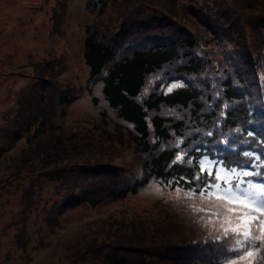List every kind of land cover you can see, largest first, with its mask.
<instances>
[{
    "label": "trees",
    "instance_id": "16d2710c",
    "mask_svg": "<svg viewBox=\"0 0 264 264\" xmlns=\"http://www.w3.org/2000/svg\"><path fill=\"white\" fill-rule=\"evenodd\" d=\"M84 10L87 78L67 52L32 60L36 72L21 74L31 80L16 94V120L4 123L19 133L0 149V196L12 190L17 215L29 211L30 224L31 211L44 209L35 245L62 229L52 246L59 264H222L235 254L212 242L213 223L227 205L214 206L215 193H190L199 181L182 178L204 180L213 158L229 167L251 162L245 150L264 159V0H86ZM173 81L182 83L168 89ZM86 93L104 102L93 119L71 113ZM235 137L243 143L228 151ZM51 183L56 198L43 193ZM151 185L164 191L145 206L67 221L82 207L154 194H145Z\"/></svg>",
    "mask_w": 264,
    "mask_h": 264
},
{
    "label": "rangeland",
    "instance_id": "374dc122",
    "mask_svg": "<svg viewBox=\"0 0 264 264\" xmlns=\"http://www.w3.org/2000/svg\"><path fill=\"white\" fill-rule=\"evenodd\" d=\"M0 0V149L8 145L3 141L9 133H19L17 127H5L11 119L16 120L17 92L30 84V80L21 74H34L35 67L29 63L39 58L61 57L65 52L69 54L71 68L75 70L80 80H85L89 73L83 56L84 26L90 19L85 13L86 0ZM64 8H69L67 14ZM51 69V65H45ZM43 70V69H42ZM20 73V74H19ZM68 71L63 75L68 76ZM68 79V78H67ZM94 94L100 96V86H95ZM92 95L84 94L71 109L72 116L83 119H93L103 111L104 102L94 105ZM12 126V125H11ZM91 126V123L89 124ZM13 153V152H12ZM3 155H0V159ZM129 165L131 155L125 156ZM14 189L8 186V189ZM0 196V264H59L58 256L53 254V247L60 239L62 229L58 233L44 236L45 243L37 246L40 239L39 232L45 227L42 221L44 209L17 215L16 206L10 196ZM158 185H151L145 189V194L131 197L130 200L103 205L101 208L82 207L73 213L67 221L70 224L81 223L85 219L110 212L115 206L130 205L141 207L149 204L151 198L163 193ZM53 184L43 189L48 198H56ZM2 194V193H0ZM146 197V198H145ZM2 199H7L3 204ZM21 211V210H20ZM25 217H27L26 220ZM25 225V228L21 229ZM27 225V227H26ZM20 230V239H16V229ZM30 242L22 244V238L30 236ZM64 238V237H63ZM62 238V239H63ZM53 246V247H52ZM31 255V256H30Z\"/></svg>",
    "mask_w": 264,
    "mask_h": 264
},
{
    "label": "snow or ice",
    "instance_id": "6c2138e0",
    "mask_svg": "<svg viewBox=\"0 0 264 264\" xmlns=\"http://www.w3.org/2000/svg\"><path fill=\"white\" fill-rule=\"evenodd\" d=\"M175 83L170 82L168 89ZM264 92V85H261ZM250 114L252 110H249ZM251 123V121H250ZM208 132V136H212ZM255 133L251 128L247 131V136ZM243 133H241V136ZM243 143L241 137H235L232 142H225L224 147L228 151H239L240 144ZM201 151V149H197ZM207 151V148L204 149ZM181 153H177L179 157ZM244 156L250 157L251 162H241L238 165L229 167L222 159L213 158L211 164L215 166V172L211 168L204 180L200 176L193 177L189 181L186 177L182 179L185 183H195L193 188L188 189L190 193H195L201 197L205 192L211 197L215 193L217 207H225L223 212L217 213L218 222L213 223V228L219 233L214 239V244L227 243L226 252L235 255L228 257L222 264H264V159L261 153L245 150ZM204 156L200 161V171H204V161L208 160ZM177 163H190L191 161L177 160ZM221 170L225 173L222 178ZM250 178V179H246ZM197 188L199 192L197 193ZM179 188H177V191ZM203 211V210H201ZM209 215H211L209 213Z\"/></svg>",
    "mask_w": 264,
    "mask_h": 264
}]
</instances>
